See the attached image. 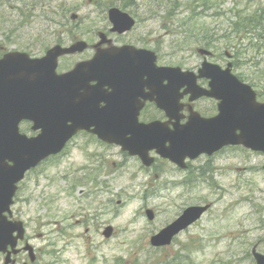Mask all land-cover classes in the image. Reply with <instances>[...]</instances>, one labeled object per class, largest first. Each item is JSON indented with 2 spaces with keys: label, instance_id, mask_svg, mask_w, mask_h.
<instances>
[{
  "label": "rangeland",
  "instance_id": "rangeland-1",
  "mask_svg": "<svg viewBox=\"0 0 264 264\" xmlns=\"http://www.w3.org/2000/svg\"><path fill=\"white\" fill-rule=\"evenodd\" d=\"M8 1L0 0V39L6 34L17 35L12 47L39 49L41 39H56L48 35H85L83 38L93 45L99 39L98 33L112 38L108 10L113 5L137 19L134 29L119 36L117 44H137L155 51L159 64L187 69H198L205 57L222 66L231 61L237 64L234 73L243 81L256 84L258 92H264V48H257L256 40L251 38L238 41L226 29L230 22L228 16L214 19L197 9L189 26L200 28L208 22L211 29L216 28L220 35L223 34L216 36L217 40L211 44V54L202 55L193 40L187 43L185 27L190 13L187 0H67L66 7L71 8L67 12L57 10L55 1L42 8L36 5L38 0H14L12 4ZM125 2L128 7L123 6ZM259 3L264 0H224L223 8L229 10L236 5L241 10L253 9ZM25 5L30 14L20 23L13 7L25 8ZM73 12L79 15L76 20L70 17ZM60 14H64L61 19ZM53 20L57 23H52ZM228 54H233L232 60ZM82 57H75L73 62ZM63 64L65 70L71 68L68 61ZM208 106L214 105L209 103ZM97 146L87 136H80L66 153L47 160L28 176L29 193L33 197L30 204L21 203L17 209L20 208L23 217L30 221L28 232L35 238L32 240L34 245L43 243L38 233L52 232L57 238L51 256L44 257L46 264L48 261L89 264L91 257L92 264H165L177 253L183 259L187 257V264H255L251 255L254 245L264 252L263 154L229 149L211 157H201L192 161L187 171L191 181L185 186L182 182L186 172L161 159L146 171L137 157L125 155L117 147L108 148L111 153L106 155L110 160L103 155L95 158L84 154ZM97 163L106 169L105 179L101 169L85 170L89 164L96 168ZM136 171L144 176L141 183L133 174ZM178 181H181L179 185H175ZM136 192L139 196L134 194ZM139 193L148 196L143 198ZM154 193L158 195L155 197ZM42 196L52 198V202L42 201ZM85 201L96 209L95 220L90 221V226L75 223L65 230L66 234L59 235L58 223L64 222L73 212L81 216L84 209H88ZM207 204L210 208L200 221L178 235L174 244L162 249L151 245L150 237L187 206ZM148 207L155 211L153 221L145 216ZM43 215L50 222H44ZM42 224L45 225L42 227ZM106 224L113 225L117 231L111 239L102 234ZM66 244L69 245L66 247ZM58 249H62L60 254ZM0 260L4 261V258L0 257Z\"/></svg>",
  "mask_w": 264,
  "mask_h": 264
},
{
  "label": "flooded vegetation",
  "instance_id": "flooded-vegetation-1",
  "mask_svg": "<svg viewBox=\"0 0 264 264\" xmlns=\"http://www.w3.org/2000/svg\"><path fill=\"white\" fill-rule=\"evenodd\" d=\"M208 85V81H204L203 86H207ZM184 90V89H183ZM182 101L187 104V94L184 95ZM210 99L206 98V97H202L200 99L197 100V103L194 107H197V105L201 108L200 110L204 113H208V112H212L210 115L208 116H213L217 110V105L216 102L214 101L213 103V107L209 108V103H210ZM155 105L157 106V104L155 103ZM185 111V117H187V106L184 108ZM166 114V113H165ZM162 114L159 113L157 111L156 117L154 118H159ZM164 115V114H163ZM90 136H92L93 140L98 146L95 147L94 149H91L89 151L94 152V153H105L106 152V145L104 143H102L95 135L91 134ZM162 161L164 162H168L167 160L163 159ZM103 177L105 179L106 177V169L103 171ZM22 192H23V199L21 200L19 198L18 203L21 206V203L23 204H30L33 194H30L29 192V181L25 182L23 184V188H22ZM81 194H84V192H81ZM41 200H45L47 203L52 202V198H48L46 196H42ZM88 201H85L84 204L88 207V209H84V212L81 214V216H79L78 212H73L71 214L70 217H67V219L64 220V222H60L58 223V234L59 235H64L66 234L65 230L68 228H72L73 224H79L80 222H82L83 224H86V226H90L91 220H95L94 219V209L91 208L90 206H88ZM83 209V208H82ZM48 210V209H46ZM14 211V208H13ZM14 217L15 218H19V216L22 215V210L20 208L16 209L14 212ZM44 216V215H43ZM81 217V218H80ZM44 222H50V220H46L45 216L43 218ZM64 223V225L62 224ZM29 224V222L27 223ZM45 224H42V227ZM94 225V224H93ZM89 229V227H88ZM38 238H40V241H42L43 243L39 246H36L33 244V241L35 238L33 236H31L30 234H28L26 232L25 237L21 240L18 241L17 245L11 249L9 248L10 251V255H9V262L8 264H46L44 257L45 256H51V250L54 249V243L56 242L57 238L52 236V232H46V233H38ZM70 239V237H68ZM33 246L34 251H35V258L32 259L30 257V253L27 249L28 246ZM69 244H66L65 246L67 247ZM62 252V249H59V253ZM7 254L8 253H4L3 255L1 254L0 257L4 259L5 257L7 258ZM0 264H7L6 260L1 261L0 260ZM47 264H53V261H48Z\"/></svg>",
  "mask_w": 264,
  "mask_h": 264
},
{
  "label": "water",
  "instance_id": "water-1",
  "mask_svg": "<svg viewBox=\"0 0 264 264\" xmlns=\"http://www.w3.org/2000/svg\"><path fill=\"white\" fill-rule=\"evenodd\" d=\"M120 83H125V81H121ZM20 102L21 103H17L16 105V125H18V122L20 121V119L22 117H25L27 115V106H28V102L27 101H23V98H20ZM246 103L245 100L241 99L240 100V105H244ZM239 109V108H238ZM204 120L199 116V115H193L190 118V122L188 123V128H187V153H192L193 147L196 146H201V147H197L196 149H198V151H203L205 148V146H202V144H206L207 143V139L205 137H211L213 138L216 134L215 129L212 127H207L209 129V132H204L203 130V125H204ZM253 123L255 124H262L264 126V113H260L258 114L253 120ZM202 129V130H201ZM261 137L264 138L263 133H258ZM16 140H19V136L18 133L16 135ZM152 137L150 135V133H145L144 136L141 137L140 141H151ZM217 140V139H216ZM244 140L243 136L239 137V141ZM257 140V137H255V142ZM225 142H220L218 144L217 147L223 145ZM250 144V143H249ZM252 145V144H250ZM256 148H261L264 149L262 147L259 146H255ZM152 146H145L144 150L147 151L148 149L150 150ZM180 147V146H179ZM177 148L176 151H180L179 149L182 150V148ZM18 175V174H17ZM15 189V186L13 185V183L11 185H9L8 187H4L1 188L0 192L1 193H8V195H11L13 193V190ZM5 202V200H4ZM1 212V209H0ZM201 212V208H190L188 209L185 214L177 221L175 222L172 226L164 229L160 234H158L157 236H155L153 238V243L156 245H162V244H167L170 241V238L172 237V235L175 233V229L181 225H184V223H187V225L189 223H191L192 221H194L199 213ZM11 228H3L0 225V245L1 243H7L9 241L12 242V238L10 237L9 239V231ZM1 249V246H0ZM256 255V259L258 264H264V256L260 255L258 253L255 254Z\"/></svg>",
  "mask_w": 264,
  "mask_h": 264
},
{
  "label": "trees",
  "instance_id": "trees-1",
  "mask_svg": "<svg viewBox=\"0 0 264 264\" xmlns=\"http://www.w3.org/2000/svg\"><path fill=\"white\" fill-rule=\"evenodd\" d=\"M193 1H195V0H193ZM190 4V3H189ZM260 12H256V13H254V14H248V15H246V16H241V17H244L245 18V20H249V19H261V20H263L264 21V14H259ZM263 13H264V11H263ZM261 30H263L264 31V23H261L259 26H258ZM206 43H205V45L206 46H209L210 45V42L209 41H205ZM178 261H182L180 258H179V260ZM177 261V262H178Z\"/></svg>",
  "mask_w": 264,
  "mask_h": 264
},
{
  "label": "bare ground",
  "instance_id": "bare-ground-1",
  "mask_svg": "<svg viewBox=\"0 0 264 264\" xmlns=\"http://www.w3.org/2000/svg\"><path fill=\"white\" fill-rule=\"evenodd\" d=\"M6 38H7L8 40H10V37L7 36ZM133 174H136V175H137V181L141 183V181L143 180L144 176H143L142 174H139L137 171H136L135 173H133ZM85 176L88 177V174L86 173ZM134 194H136L137 196H139L137 192L134 193ZM132 195H133V194H132ZM147 196H148V195H147ZM154 196L156 197L157 194L154 193Z\"/></svg>",
  "mask_w": 264,
  "mask_h": 264
}]
</instances>
